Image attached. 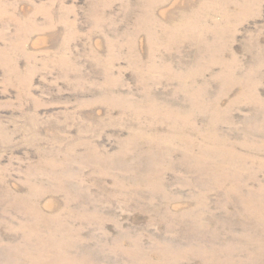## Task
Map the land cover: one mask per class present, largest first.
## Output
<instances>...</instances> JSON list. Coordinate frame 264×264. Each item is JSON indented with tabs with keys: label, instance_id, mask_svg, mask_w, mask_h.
<instances>
[{
	"label": "rangeland",
	"instance_id": "rangeland-1",
	"mask_svg": "<svg viewBox=\"0 0 264 264\" xmlns=\"http://www.w3.org/2000/svg\"><path fill=\"white\" fill-rule=\"evenodd\" d=\"M0 264H264V0H0Z\"/></svg>",
	"mask_w": 264,
	"mask_h": 264
}]
</instances>
